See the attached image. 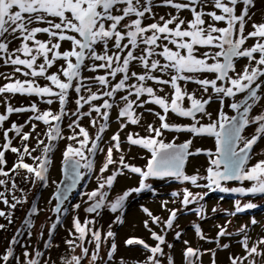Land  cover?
Listing matches in <instances>:
<instances>
[{"label": "snow or ice", "instance_id": "1", "mask_svg": "<svg viewBox=\"0 0 264 264\" xmlns=\"http://www.w3.org/2000/svg\"><path fill=\"white\" fill-rule=\"evenodd\" d=\"M160 7L172 11L159 15L155 9ZM254 7V0H0V62L12 68L10 73L0 71V78L7 81L0 85V105L4 109L0 112V203L9 209H0V218L6 221L0 223V230L6 231L13 224L14 210L27 202L26 195H16L25 192L17 177L32 187L38 183L47 187L56 142L63 140L70 141L61 158L64 179L49 200V204L55 201L51 211L56 219L49 226L45 249L56 246L51 238L62 215L68 213L66 202L93 171L97 155H104L98 169L101 175L96 177L97 187L84 193V211L93 215L83 223L78 215L74 216L70 238L64 242L73 251L80 248L81 253L63 258L64 264H85L89 256L91 264H100L102 243L111 241L107 260L103 261L109 264L117 252L116 233L111 224L106 233L94 227L97 217L107 209L116 214L112 223L123 224L126 202L133 193L151 190L155 194L148 183L150 179L189 182L206 189L203 193H193L188 188L183 193H172L173 197H181L183 208L199 204L189 210L201 219L204 205L200 201L209 192L264 195V149L260 153L254 151V146L264 139V18L260 22L253 20ZM184 12L190 18L182 16ZM250 40L254 41L251 45ZM240 60L246 63L238 68ZM190 84L195 88L189 90ZM72 93L76 108L69 112ZM17 95L37 99L28 105L14 106L11 100ZM39 103H58L59 110L41 111ZM212 103L219 105L215 118L208 110ZM225 108L234 114L229 115ZM114 110L119 130L106 143L104 136ZM170 113L190 123H170ZM13 114L29 115L18 124L10 121ZM146 115L155 119L148 122ZM66 118L68 135L62 127ZM85 118L96 129L94 135L83 126ZM38 123L45 126L43 133L38 131ZM130 125L142 127L145 135L128 132L122 140L121 133ZM248 128L253 129L251 134H246ZM166 132L189 133L191 138L180 144L175 138L165 142ZM196 137L213 139L214 150L193 149ZM17 139L19 147L14 146ZM30 140H35L34 146ZM125 140L128 151L133 147L147 151L149 158L143 167L126 162L121 147ZM114 151L119 154L118 160L114 159ZM9 152L15 156L10 168L6 159ZM199 155L207 157L206 174L200 175L198 170L187 174L189 158ZM256 157L259 158L251 163ZM26 158L32 162H25ZM110 166H115L114 170L104 176ZM126 174L138 176V186L109 199L117 178ZM228 181H238L242 186L230 189L224 186ZM244 182L251 186L244 187ZM167 203L164 201L162 207L167 209ZM72 207L79 209L81 205ZM256 207L252 202L241 205L238 199L231 215ZM141 210L149 218L143 221V227L154 244L132 237L124 241L125 246L140 247L147 253L137 264H163L165 257L168 264H174V258L165 252V248H173L166 236L169 230L178 228L175 221L180 210L169 209L164 221L147 207L141 206ZM41 211L36 204L29 208L24 227L17 229L0 252V264H49L42 259L46 253L35 247L29 252V245L25 244L21 255L16 251L25 231L32 236V219ZM150 221L155 226L163 224L162 231H155ZM230 223L218 225L213 238L207 237L199 224L192 226L201 240L216 243L218 249H230L231 244L220 243L221 238L234 235L228 231ZM256 223L251 220V224ZM247 229L248 225H242L235 234L242 236L238 244L244 255L231 256L230 264L264 262V236L251 241ZM43 235L41 231L40 236ZM181 238V231L176 230L175 239ZM183 243L185 264H200L205 252L211 253L212 264H216V250L201 251L187 240ZM87 245L93 246L91 253Z\"/></svg>", "mask_w": 264, "mask_h": 264}, {"label": "rangeland", "instance_id": "2", "mask_svg": "<svg viewBox=\"0 0 264 264\" xmlns=\"http://www.w3.org/2000/svg\"><path fill=\"white\" fill-rule=\"evenodd\" d=\"M255 7L252 9V12L255 13L253 20L256 22H260L262 18H264V0H254ZM155 11L159 15H165L166 12L172 11L168 8H156ZM182 16L190 18V14L187 12L182 13ZM248 30H251L250 25L248 26ZM40 38H44L41 36ZM254 41H249L248 44L251 45ZM16 45L14 44L13 47ZM63 48H68V44L65 43ZM245 60H240L238 62V68L242 67L245 64ZM138 70V69H135ZM0 71L5 73H10L12 68L10 66H5L0 62ZM90 75V73H86ZM23 79V77H21ZM3 78H0V85L5 83ZM39 83L44 84L45 81L40 80ZM189 90L195 88V85H188ZM37 99L36 97H22L17 95L13 97L11 102L14 106L20 105H28L31 100ZM75 94H71L70 103L67 105V110L69 112L74 111L76 105L74 103ZM41 111L47 110L51 108L54 112L59 110V104L54 103L52 105H46L43 103L38 104ZM219 105L218 103H212L209 107V111L213 113V117L215 118ZM3 106L0 105V112H3ZM85 111L87 110V106H85ZM159 110V109H156ZM225 111L228 112L229 115H233L234 113L225 108ZM29 114H13L10 117V121H15L20 124L23 123ZM95 115V114H93ZM116 111L112 112L110 127L108 131L105 133L104 140L107 143L110 140V137L118 131V125L116 123ZM145 119L148 122H152L155 118L150 115H146ZM69 122V118L64 120L62 125L64 133L66 135L70 134L67 129V124ZM169 122L170 123H178V124H187L190 123L189 120L185 118H178L174 114H169ZM83 126L88 128L90 134L94 135L96 129L92 128L89 124V120L85 118L82 121ZM5 126H9V122H6ZM29 128H25V131H28ZM45 130V126L42 123H38V131L43 133ZM128 132H136L141 136L145 135V132L142 127L136 125H130L124 132L121 133L122 140L126 137ZM253 132L252 128H248L246 130V134H251ZM11 135V134H10ZM175 138L176 142H184L185 140L191 138L189 133H165L164 139L165 142L171 141ZM0 142H2V136H0ZM70 141L63 140L56 142V150L53 154V167L50 169V179L47 187L41 186V184H37L35 187H32L31 184H24L20 181V177H17V182L21 188L25 189L24 193L16 192L18 197L26 195L27 202H25L22 206H18L16 210H14L13 215V224L8 225L7 230H0V252H3L5 247L7 246L8 241L11 237L16 233L17 229H21L24 227V220L27 217V213L29 208L36 204L42 209L40 214L37 217L32 219L33 228H32V236L29 237L25 234L19 239L21 240V245L16 246V251L18 255L22 254L23 248L22 245H29L28 251L32 252L33 247L38 250H42L46 253L45 257L42 259H47L49 264H64L63 258H70L72 255H79L81 253L80 248H76L74 251L69 248L64 242L69 239V230L72 228V220L74 216H79L81 222L88 218L91 219L93 214H88L84 211L87 207L85 201H87V197L84 195L85 192H90L95 189L98 185L97 176H100L98 169L104 161V155L98 154L95 161L94 169L91 173H89L85 178L81 181L79 187L70 195V199L66 202L65 207L68 208L67 215H62L61 222L58 224V227L51 238V243L56 245L51 249H45L43 247L44 241L49 239V226L56 219L54 213H52L51 208L55 204V201L52 200V204H49V200L52 199V194L56 190L57 184L61 178V158L62 152L67 143ZM214 140L211 138L205 137H196L193 139L192 148H201V149H213L214 150ZM30 145H35V140H30ZM14 146H21L19 140L14 141ZM105 146V145H102ZM121 147L125 150V159L126 162L135 166L143 167L147 159L149 158V154L146 150H142L138 147H133L131 151H128V145L125 140L122 143ZM261 149H264V139L258 142L256 146H254V151L256 153H260ZM118 153L114 151V159L118 160ZM259 158H254L251 163H255V160ZM6 159L8 161V167L12 166V163L15 159L14 154L6 153ZM31 163L30 158H26V161ZM208 161L206 155H199L195 157L189 158L188 163L186 164L185 171L187 174H194L197 170L200 175H205V169L207 167ZM115 166H110L109 171L104 173V176L111 174L114 170ZM23 175V171L21 172V176ZM103 178V177H102ZM52 181H55L56 184H53ZM139 177L131 174L119 176L117 181L114 183L113 190L109 193V199H115L118 195L122 194L123 191L137 187L138 186ZM152 185V188L155 190V194L153 191H145L142 193H133L126 202V211L123 215V224H115L112 221L115 218L114 213H111L107 209H105L102 214L97 217V223L94 227L102 230V233H106L109 229V225L111 224V230L116 233L115 243L117 244V252L115 253L113 259L109 262V264H121L123 260V264H137L138 261H143L146 252L142 251L140 247H126L124 241L127 238H142L149 245H153L154 241L150 237V233L143 227V221L149 219L147 215L141 210V206L147 207L154 215L159 216L162 221L167 220L169 217V209H179L180 212L175 221V225H178V228L174 230H169L166 236L168 243L173 245V248H165V252L171 255L174 258V264H185L184 257L182 255L185 245L183 243L184 240L190 242V246L193 248H200L201 251L207 249L216 250L215 261L216 264H230V257L233 255H244L243 249L239 246L238 241L242 239V236L235 235L242 225H248V235L251 237V241H255L261 236H264V195H248L243 196L239 193L232 192H209L207 196H205L203 201H200L201 204L204 205V218L201 219L200 216L195 214L193 211L189 209H195L199 207V204L189 205L188 208H183L181 205V197H173V192L183 193L185 188L190 189L193 193H203L207 191L204 188H197L189 182H180L176 180H157L150 179L148 181ZM199 183L203 184L204 181H199ZM225 187L234 188L242 186L240 182L234 183H225ZM244 187H250V182H244ZM10 187V185H9ZM3 189L0 188V191ZM11 200V196L6 193ZM240 200L241 205L252 202L258 205V207L254 209H249L241 213H237L236 215H231L235 211V201ZM167 201V209L162 207V203ZM79 203L81 207L79 209H74L72 206L74 204ZM262 205V206H261ZM260 207V208H259ZM216 211H213V209ZM0 209H4L6 212L9 211L8 207L2 203H0ZM24 217V218H23ZM255 219L257 223L255 225L251 224V220ZM226 221H231L228 224V231L233 233L234 235L230 239L221 238L220 243H229L231 244L230 249H218L216 243L210 241H204L197 236L193 223L199 224L201 226L204 234L213 238L216 237L218 225H224ZM0 223H6L3 218H0ZM151 225V221H150ZM155 231L160 233L163 229V224L160 226L151 225ZM11 229V230H10ZM181 231L182 238L181 240L175 239V231ZM43 231V237L40 236V232ZM11 232V233H10ZM110 243H102L100 256L103 260L100 264H103L104 260H107V252L109 251ZM90 248V253L92 250V245H87ZM213 257L211 253L205 252V254L200 258V264H212ZM85 264H91L90 256L85 261ZM163 264H168V260L165 257ZM257 264H264V262L257 261Z\"/></svg>", "mask_w": 264, "mask_h": 264}, {"label": "water", "instance_id": "3", "mask_svg": "<svg viewBox=\"0 0 264 264\" xmlns=\"http://www.w3.org/2000/svg\"><path fill=\"white\" fill-rule=\"evenodd\" d=\"M181 143H183V142H181ZM177 144H180V143H177ZM63 179H64V177H63L62 170H61V178H60L59 182L62 181ZM59 182H58V184H59ZM234 182H237V181H228V182H225V183H234ZM79 185H80V184H79ZM79 185H78V187H79ZM60 187H63V185H60ZM78 187H77V188H78ZM55 191H56V190H55ZM55 191L53 192L52 197H53ZM74 191H76V189H75Z\"/></svg>", "mask_w": 264, "mask_h": 264}, {"label": "trees", "instance_id": "4", "mask_svg": "<svg viewBox=\"0 0 264 264\" xmlns=\"http://www.w3.org/2000/svg\"><path fill=\"white\" fill-rule=\"evenodd\" d=\"M262 206V205H261ZM260 208V207H259ZM2 210H4V209H2ZM5 211V210H4ZM24 218V217H23ZM26 219V218H25ZM25 221V220H24ZM11 230V229H10ZM11 233V232H10Z\"/></svg>", "mask_w": 264, "mask_h": 264}, {"label": "flooded vegetation", "instance_id": "5", "mask_svg": "<svg viewBox=\"0 0 264 264\" xmlns=\"http://www.w3.org/2000/svg\"><path fill=\"white\" fill-rule=\"evenodd\" d=\"M176 143H181V142H176Z\"/></svg>", "mask_w": 264, "mask_h": 264}]
</instances>
